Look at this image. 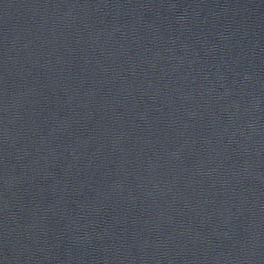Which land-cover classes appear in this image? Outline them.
<instances>
[{
	"label": "water",
	"instance_id": "water-1",
	"mask_svg": "<svg viewBox=\"0 0 264 264\" xmlns=\"http://www.w3.org/2000/svg\"><path fill=\"white\" fill-rule=\"evenodd\" d=\"M0 264H264V0H0Z\"/></svg>",
	"mask_w": 264,
	"mask_h": 264
}]
</instances>
